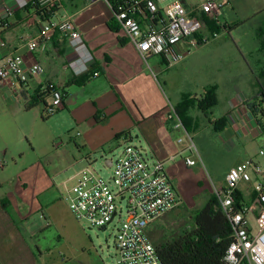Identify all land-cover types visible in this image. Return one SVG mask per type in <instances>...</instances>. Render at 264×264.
Listing matches in <instances>:
<instances>
[{"label": "crops", "instance_id": "crops-1", "mask_svg": "<svg viewBox=\"0 0 264 264\" xmlns=\"http://www.w3.org/2000/svg\"><path fill=\"white\" fill-rule=\"evenodd\" d=\"M26 1L28 8L20 9L16 0H0V37L7 42V47L0 49V63L13 50L24 57L26 66L35 63L41 65L42 73L26 85L28 94L33 96L37 91L51 88L63 92L64 107L59 112H68L75 125L82 129V140L78 147L90 151L86 154L88 158L104 147L115 145L113 143L119 139L133 141L135 138L149 159L162 161L165 167L168 166L169 175L184 204L187 201L182 191L186 185L174 178L180 170L193 175L198 190L189 198L191 202L187 205L191 206L199 194L211 192L212 189L209 185L210 190L206 191L208 187L199 177L200 173L193 169L198 165H186L185 157L194 155L186 151L185 133L176 130L173 122L167 120L170 105L175 107L177 113L181 110V115H178L194 139L207 134L211 137L209 144L219 147L210 154L198 150L201 162L206 163L209 172L212 171L211 159L213 163L219 162L221 165L214 187L225 185L231 167L251 159L244 156L228 163L224 154L245 150L252 141L261 145L260 152L264 151V116L257 118L248 104L252 99L251 104L259 112L264 107L261 101H264V92L258 85L264 83V27L253 28L251 36L245 38L239 34L240 29L235 22L228 23L222 19L227 25V32L206 45L199 42L212 33L209 28L184 39L178 50L189 53L188 57L168 67L160 56H150L147 63L143 60L116 22L109 3L57 0L59 6L52 20L70 19L74 23L94 57L95 71L100 72V76L80 85L74 81H79L82 76H77L69 66L76 54L67 36L53 32L38 42L35 51L29 52L23 47V39L37 36L48 22V18H44L34 7L35 0ZM185 2L190 6L194 0ZM159 3L162 6L161 1ZM7 7L13 9V14L6 13ZM196 59L207 61L193 67L192 62ZM209 59L216 60V65H212ZM181 69L186 73L184 76L180 73ZM189 75L193 76L195 82L199 79L208 84L190 86L189 83L188 86L183 77ZM244 75L252 76L250 89L240 85ZM181 82L187 89L180 87ZM211 87L217 89V103L204 111L197 101ZM166 89L170 91V96ZM70 94H79L78 101L72 102L67 98ZM12 97L6 88L0 89V99L11 101ZM181 138L183 141L179 142ZM260 152L258 156H262ZM255 161L264 163V156ZM242 189L246 190V194ZM238 193L244 199L243 203L252 207L251 222L257 220L259 207L253 186L242 184ZM1 245L0 239V251ZM20 253L23 257V252ZM34 254L36 264H42L41 250L34 249ZM9 256L0 252V264H10Z\"/></svg>", "mask_w": 264, "mask_h": 264}, {"label": "built area", "instance_id": "built-area-1", "mask_svg": "<svg viewBox=\"0 0 264 264\" xmlns=\"http://www.w3.org/2000/svg\"><path fill=\"white\" fill-rule=\"evenodd\" d=\"M88 1L90 4L99 1L109 3L119 27L146 63L150 56L162 57L168 67L183 62L189 53L179 51L178 46L184 39L208 28L204 16L219 25L221 31L204 36L200 44H208L228 29L222 16L229 0H194L190 6L185 0H175L165 7L160 5L161 0ZM16 3L20 9L27 6L26 0H16ZM40 3L51 7L58 4L57 0H40ZM6 13L13 14V9L7 7ZM53 32L68 37L76 54L69 66L77 76L89 71L94 57L70 19L47 22L37 36L23 39V47L29 52L35 51L38 42ZM6 47L7 42L0 37V49ZM42 71L39 63L26 66L24 57L10 50L0 63V89L6 88L16 100L23 102L21 88L27 91L26 85ZM98 76L100 72L96 71L94 77ZM63 107L62 91L51 88L45 113L51 116ZM167 120L173 122L176 130L185 133L186 151L194 155L185 157L186 165H197L200 156L194 137L188 133L172 105L167 112ZM182 141L183 138L179 139ZM260 154L264 156V151ZM77 177L76 185L69 192V208L79 222L90 228L107 229L117 221V264H162L149 230L155 222L182 204L165 163L149 159L142 148L128 144L113 163L109 178L90 168L81 170ZM242 184H251L257 196V221L261 226L256 232L250 218L252 207L242 203L240 208H236L237 193ZM213 193L233 230L226 264H264V163L250 159L231 167L225 185L214 187Z\"/></svg>", "mask_w": 264, "mask_h": 264}, {"label": "rangeland", "instance_id": "rangeland-1", "mask_svg": "<svg viewBox=\"0 0 264 264\" xmlns=\"http://www.w3.org/2000/svg\"><path fill=\"white\" fill-rule=\"evenodd\" d=\"M173 1L161 0V4L164 7ZM222 19L228 23L235 22L240 29L239 34L247 38L253 28L264 27V0H230ZM203 61L207 60L196 59L192 66L197 67ZM209 62L216 65L214 59H209ZM180 73L183 76L186 74L184 69ZM251 79L252 76L244 75L240 85L250 89ZM183 80L188 86L189 83L190 86L208 84L199 79L193 81L192 75L183 77ZM182 82L180 87L187 89ZM166 92L170 96L168 89ZM79 97V94H70L67 98L77 102ZM12 99H0V201L6 198L10 203L6 210L0 202V252L10 255V264H36V248L43 253L42 264H117V221L107 229L90 228L86 223L79 222L69 208V192L76 185L77 174L81 170L93 169L107 179L113 163L128 144L139 148L142 145L135 138L133 141L122 138L115 141V145L104 147L88 158L86 154L90 151L78 147L82 129L75 125L68 112L48 116L42 102L27 110L20 99ZM209 138L207 134H202L194 139L199 152L210 154L219 148L209 144ZM184 145L187 143L184 142ZM260 149L261 145L252 141L245 150L224 155L228 163L244 156L260 160L263 157L258 156ZM212 160L211 174L201 159L198 160L200 164L193 168L208 187L206 191H212H203L194 199V204L188 206L191 202L189 198L198 187L190 172L180 170L174 180H182L186 185L182 192L187 203H182L155 222L150 227L151 231L172 235L191 229L195 213L204 207L207 196L213 194V184L220 172L221 165ZM242 191L246 194V190ZM252 223L256 232L261 224L255 219ZM20 252H23V257Z\"/></svg>", "mask_w": 264, "mask_h": 264}, {"label": "trees", "instance_id": "trees-1", "mask_svg": "<svg viewBox=\"0 0 264 264\" xmlns=\"http://www.w3.org/2000/svg\"><path fill=\"white\" fill-rule=\"evenodd\" d=\"M33 3L39 13L44 18H48V22L52 20L59 6L58 4L53 7L50 5L44 6L40 3V0H35ZM25 8H28V4L22 9ZM204 19L212 33L221 31V27L209 17L204 16ZM2 23L8 24L7 21H2ZM95 72L92 64L89 71L80 75L82 76L81 79L79 81L75 80L74 83L84 85L86 81L94 77ZM258 85L260 90L264 92V83L261 82ZM50 90L47 89L46 92L37 91L35 95L31 96L26 109L34 108L39 102L44 103L46 107ZM216 90V87H211L205 91L203 98L197 101L199 108L207 111L216 105ZM261 101L264 103L263 100ZM251 102L252 99L248 104L254 115L257 118L264 116V107L259 112ZM178 113L181 115L180 109ZM243 202L244 199L240 193H237L236 208H240ZM1 205L8 210L10 203L5 198L1 200ZM149 236L156 247L162 264H226V252L233 240V230L226 215L220 209L216 195L213 193L207 196L204 207L195 213L191 229L172 235H168L166 232L159 234L156 231L149 230Z\"/></svg>", "mask_w": 264, "mask_h": 264}, {"label": "water", "instance_id": "water-1", "mask_svg": "<svg viewBox=\"0 0 264 264\" xmlns=\"http://www.w3.org/2000/svg\"><path fill=\"white\" fill-rule=\"evenodd\" d=\"M20 93H21V96L23 98V103L25 104V108H26V105L29 102L30 97H29L26 89H24V88H21ZM103 229H105V228H103Z\"/></svg>", "mask_w": 264, "mask_h": 264}]
</instances>
